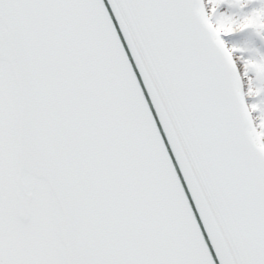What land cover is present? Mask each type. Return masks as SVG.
Masks as SVG:
<instances>
[{
  "label": "snow or ice",
  "instance_id": "1",
  "mask_svg": "<svg viewBox=\"0 0 264 264\" xmlns=\"http://www.w3.org/2000/svg\"><path fill=\"white\" fill-rule=\"evenodd\" d=\"M0 264H264V0H0Z\"/></svg>",
  "mask_w": 264,
  "mask_h": 264
}]
</instances>
